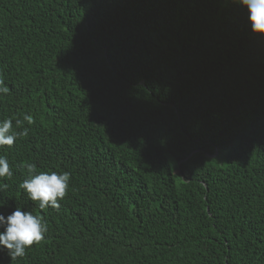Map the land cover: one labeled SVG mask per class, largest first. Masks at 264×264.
I'll return each instance as SVG.
<instances>
[{
  "label": "trees",
  "instance_id": "1",
  "mask_svg": "<svg viewBox=\"0 0 264 264\" xmlns=\"http://www.w3.org/2000/svg\"><path fill=\"white\" fill-rule=\"evenodd\" d=\"M248 17L234 0H0V123L35 120L0 148V215L48 226L0 264H264V36ZM25 161L70 174L58 211L19 187Z\"/></svg>",
  "mask_w": 264,
  "mask_h": 264
},
{
  "label": "clouds",
  "instance_id": "2",
  "mask_svg": "<svg viewBox=\"0 0 264 264\" xmlns=\"http://www.w3.org/2000/svg\"><path fill=\"white\" fill-rule=\"evenodd\" d=\"M246 7L249 13L251 30L254 34L264 36V0H234ZM10 89L4 86L3 79H0V93L7 95ZM35 123L31 115H24L23 119H16L13 126L12 119H5L0 123V148L14 146L18 139L28 136V128ZM22 170H26L27 178L19 185L27 193L29 199L38 203L40 210L52 208L59 210L58 201L63 200L68 193L70 174H50L40 172L37 174L35 164L25 161L20 165ZM13 172L6 158L0 157V178L11 180ZM7 188V185L0 186ZM0 226H5V231L0 234V246L8 250L11 261L17 258H24L26 249L35 244H40L48 231V226L43 217L34 215L31 212H22L19 209L14 211L5 219L0 215Z\"/></svg>",
  "mask_w": 264,
  "mask_h": 264
},
{
  "label": "bare ground",
  "instance_id": "3",
  "mask_svg": "<svg viewBox=\"0 0 264 264\" xmlns=\"http://www.w3.org/2000/svg\"><path fill=\"white\" fill-rule=\"evenodd\" d=\"M25 103V102H24Z\"/></svg>",
  "mask_w": 264,
  "mask_h": 264
}]
</instances>
